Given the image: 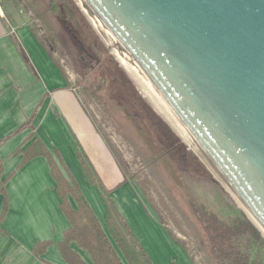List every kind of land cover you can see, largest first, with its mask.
Listing matches in <instances>:
<instances>
[{
    "label": "crops",
    "instance_id": "obj_1",
    "mask_svg": "<svg viewBox=\"0 0 264 264\" xmlns=\"http://www.w3.org/2000/svg\"><path fill=\"white\" fill-rule=\"evenodd\" d=\"M61 1L0 0V264H67L58 244L70 224L60 210L48 162L35 157L22 164V153L34 141L74 180L102 227L108 204L114 208L131 243L142 248L150 264H196L124 180L79 101L63 59L70 53L52 37L59 30ZM70 44L79 52L84 46L89 61L96 57L86 40L77 43L80 49ZM68 201L76 210L70 196ZM69 249L84 264H93L77 243L71 242Z\"/></svg>",
    "mask_w": 264,
    "mask_h": 264
},
{
    "label": "water",
    "instance_id": "obj_2",
    "mask_svg": "<svg viewBox=\"0 0 264 264\" xmlns=\"http://www.w3.org/2000/svg\"><path fill=\"white\" fill-rule=\"evenodd\" d=\"M81 1L264 237V0Z\"/></svg>",
    "mask_w": 264,
    "mask_h": 264
},
{
    "label": "rangeland",
    "instance_id": "obj_3",
    "mask_svg": "<svg viewBox=\"0 0 264 264\" xmlns=\"http://www.w3.org/2000/svg\"><path fill=\"white\" fill-rule=\"evenodd\" d=\"M58 9L59 30L54 29L52 37L70 53L63 58L72 74L70 80L124 180L134 185L196 264H215L208 240L216 229L209 215L233 217L234 206L242 209L200 157L157 113L119 63L115 48L101 38L77 2L61 1ZM53 27L51 24L50 29ZM68 38L79 49L77 43L86 40L96 57L89 61L87 49L83 46L82 52L76 51ZM82 55L86 56L84 64L80 61ZM108 210L106 217L111 227L131 244L114 208L108 204ZM103 228L110 238L107 222ZM258 256L264 264V245L259 246Z\"/></svg>",
    "mask_w": 264,
    "mask_h": 264
},
{
    "label": "trees",
    "instance_id": "obj_4",
    "mask_svg": "<svg viewBox=\"0 0 264 264\" xmlns=\"http://www.w3.org/2000/svg\"><path fill=\"white\" fill-rule=\"evenodd\" d=\"M22 154V164L35 157H44L48 162L51 176L56 182L60 210L70 224V229L64 233L63 242L58 244L61 257L67 264H84L69 249L71 242L77 243L81 250L86 251L93 264H150L142 248L138 244H130L119 230L111 227L107 219L110 240L74 180L69 175L65 177L62 174L54 158L40 141H34ZM54 156L60 162L56 152ZM69 196L75 202L76 210L69 204ZM234 208L233 217L222 218L213 213L209 215L216 229V233L208 240L215 264H263L258 256V249L264 245V238L242 210ZM5 211L6 206L3 213ZM124 228L130 236L125 224ZM38 247L41 246H35V252Z\"/></svg>",
    "mask_w": 264,
    "mask_h": 264
},
{
    "label": "bare ground",
    "instance_id": "obj_5",
    "mask_svg": "<svg viewBox=\"0 0 264 264\" xmlns=\"http://www.w3.org/2000/svg\"><path fill=\"white\" fill-rule=\"evenodd\" d=\"M77 2L81 6L82 11L89 18L90 22L92 23V25L94 26V28L97 30V32L99 33V35L101 36V38H103V40L106 42V44L107 45H111L114 48H116L115 45L112 43V41L109 39V37L106 35V33L103 31V29L100 27V25L98 24V22L95 20V18L89 12V10L84 6L83 2L81 0H77ZM115 50L116 51H114V53L116 54V57H117L119 63H121V65L125 68V70L129 74V76L135 81V83L138 85L139 89L141 90L142 94L148 99V101H150V103L153 105V107L155 108V110L157 111V113H159L161 115V117H163V119L173 128V130L183 139V141L186 144H188L189 147L200 157V159L206 164V166L213 173V175L216 177V179L221 184H223L222 181L215 174V172L208 165V163L204 160V158L197 151V149L193 146V144L189 141V139L185 136V134L181 131V129L177 126V124L173 121V119L169 116V114L165 111V109L161 106V104L157 101V99L153 96V94L149 91V89L145 86V84L141 81V79L137 76V74L133 71V69L129 66V64L126 62V60L123 58V56L121 57V53L118 51V49L116 48ZM232 197H233V195H232ZM234 200L237 202V200L235 198H234ZM238 205L244 211V209L240 206L239 203H238ZM250 220H251V218H250Z\"/></svg>",
    "mask_w": 264,
    "mask_h": 264
},
{
    "label": "built area",
    "instance_id": "obj_6",
    "mask_svg": "<svg viewBox=\"0 0 264 264\" xmlns=\"http://www.w3.org/2000/svg\"><path fill=\"white\" fill-rule=\"evenodd\" d=\"M75 1L77 2V0H75ZM77 4H78V2H77ZM78 5H79V4H78ZM79 7H81V6L79 5ZM115 49H116V48H115ZM115 49H114V50H115Z\"/></svg>",
    "mask_w": 264,
    "mask_h": 264
}]
</instances>
